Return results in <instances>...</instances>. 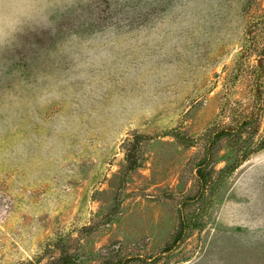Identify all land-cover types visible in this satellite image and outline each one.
Instances as JSON below:
<instances>
[{"label":"rangeland","instance_id":"rangeland-1","mask_svg":"<svg viewBox=\"0 0 264 264\" xmlns=\"http://www.w3.org/2000/svg\"><path fill=\"white\" fill-rule=\"evenodd\" d=\"M54 20L0 50V264H264V0Z\"/></svg>","mask_w":264,"mask_h":264},{"label":"clouds","instance_id":"clouds-1","mask_svg":"<svg viewBox=\"0 0 264 264\" xmlns=\"http://www.w3.org/2000/svg\"><path fill=\"white\" fill-rule=\"evenodd\" d=\"M59 3L60 0H0V50L34 30L42 18L52 27Z\"/></svg>","mask_w":264,"mask_h":264},{"label":"trees","instance_id":"trees-1","mask_svg":"<svg viewBox=\"0 0 264 264\" xmlns=\"http://www.w3.org/2000/svg\"><path fill=\"white\" fill-rule=\"evenodd\" d=\"M258 116L256 114L255 111H251L248 115H245L238 123H236L235 125L229 126L227 127V129H218L215 130L212 133V138L210 140V143L208 145H210L211 143H214L215 141L219 140L220 138L223 137H228V138H232L235 141H239L242 139V133H243V129H246L245 127L250 126L253 129V132H251L249 136H252L254 132H256V122H257ZM251 130V129H250ZM209 141V140H208ZM253 147H257L256 149L258 150L259 148H261V146L263 145V142L259 141V142H255L253 144ZM255 148H245V151H241V157H245L246 155L252 154L253 152L256 151Z\"/></svg>","mask_w":264,"mask_h":264}]
</instances>
